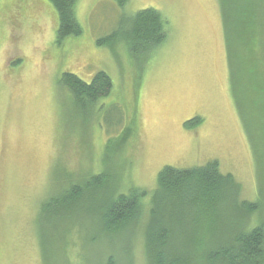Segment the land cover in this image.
<instances>
[{"label": "rangeland", "instance_id": "1", "mask_svg": "<svg viewBox=\"0 0 264 264\" xmlns=\"http://www.w3.org/2000/svg\"><path fill=\"white\" fill-rule=\"evenodd\" d=\"M149 7L162 13L168 36L141 66L118 29ZM75 11L82 34L57 44L59 17L49 0H0V264H45L41 233L51 243L50 264H105L111 256L115 264L147 263L140 232L108 237L94 210H80L60 231L45 225L41 203L64 189L66 172L81 183L106 171L125 192H151L164 166L217 160L240 183L241 198L260 200L264 220L262 28L252 20L232 35L229 62L219 0L122 7L78 0ZM67 71L86 82L109 73L113 90L99 111L73 105L60 83ZM194 118L201 122L186 125Z\"/></svg>", "mask_w": 264, "mask_h": 264}, {"label": "trees", "instance_id": "2", "mask_svg": "<svg viewBox=\"0 0 264 264\" xmlns=\"http://www.w3.org/2000/svg\"><path fill=\"white\" fill-rule=\"evenodd\" d=\"M49 1L59 17L57 44L81 35L83 29L75 11L78 0ZM114 1L122 7L129 0ZM255 1L219 0L229 40V62L232 35L239 34L252 20L258 30L262 28L259 34L264 31L263 0ZM118 31V37L126 41L132 58L141 66L168 36L165 18L152 7L123 19ZM257 34L254 31L253 35ZM106 39L98 40V44ZM60 83L82 114L100 109L99 101L113 90V80L106 71L97 72L91 82L67 71ZM200 120L190 119L186 125L199 124ZM66 174L64 189L41 203L40 217L47 226L60 231L61 223L71 216L79 214L81 218L80 210H94L96 221L108 237L127 234L132 227L140 232L146 264H264V220L259 219L262 204L258 199L241 198L240 183L232 174L221 172L217 160L186 169L164 166L151 192L137 186L125 192L106 171L85 177L81 183ZM47 243L41 233V257L50 264L54 255L49 251L51 243ZM107 259L105 264L116 263L113 256Z\"/></svg>", "mask_w": 264, "mask_h": 264}]
</instances>
